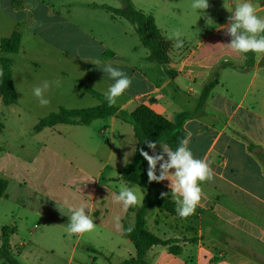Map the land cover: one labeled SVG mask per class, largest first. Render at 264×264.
<instances>
[{
    "label": "crops",
    "instance_id": "0c3cea01",
    "mask_svg": "<svg viewBox=\"0 0 264 264\" xmlns=\"http://www.w3.org/2000/svg\"><path fill=\"white\" fill-rule=\"evenodd\" d=\"M7 1L14 11L11 0ZM25 2L23 0L15 11H27ZM261 8L264 7L257 8L256 12ZM217 33L219 36L208 43H200L190 50L180 51L172 46L170 62L166 66L171 75L161 64L167 76L163 74L156 84L154 71L148 68L149 73L139 78L144 89L126 94L124 100L115 105L130 112L139 104H145L172 123H178L181 116L189 115L183 123L186 133H192L188 147L197 159L207 156L216 173L214 180L200 185L205 198L197 206L195 214L181 218L156 207L148 210V230L169 241L168 246L150 248L147 253L149 264H264V136L256 132L258 127L264 132V117L251 110L254 107L245 108L242 100L224 113L227 105L219 103V96L213 94L221 82L216 75L221 69L239 72L252 69L248 83L252 84L260 74L264 55L256 58V53L254 64L248 67L245 65V53L235 52L226 45L231 37L220 27ZM103 53H107L110 59L116 57L113 52ZM129 78L134 80L136 77L130 75ZM212 81L216 84L203 105L197 108L203 88ZM197 90L199 101L189 110L185 104ZM241 111L247 119H254L255 128L247 125V120L242 121L239 117ZM223 114H226L225 118L221 117ZM105 120L107 122L100 125V132L108 128L110 135L101 148L84 150L79 137L75 136L77 131L71 129V126L88 127L92 123L86 126L58 124L38 132L33 130L35 135L43 136L46 141L31 140L22 144L19 151L5 154L10 160L11 171L19 172L16 177H12L7 169L6 156L2 157L0 177L5 173L10 181L5 196L0 198V244L5 235L9 236L10 245L18 243L22 247L24 243L17 239L20 224L36 244L54 240L51 236L58 229L61 232L58 238H68V242L74 244L67 259L70 264L75 244L82 234L69 236L65 227L69 209L83 205L96 223L92 235L106 234L109 237L113 245L109 250L111 259L115 252H119L121 261L134 256L135 250L133 253L129 246L131 242L122 232L128 209L114 203L113 196L119 193L121 184L135 187L120 180L119 172L133 159L137 141L131 125L114 116ZM59 127H63L62 130ZM71 132L75 140L67 138ZM55 137L63 138L55 141ZM250 145L254 147L250 148ZM160 151V145H157L156 152ZM149 154H152L151 149ZM159 183L168 188L170 181ZM137 191L142 203L146 192ZM2 205L5 208H1ZM116 216L120 217L121 229L116 227ZM8 220H12L9 226L5 225ZM128 222L133 224V215ZM13 247L21 254L19 248ZM172 247H176L174 252L170 251ZM125 254L128 257H123ZM118 263L108 260V264Z\"/></svg>",
    "mask_w": 264,
    "mask_h": 264
},
{
    "label": "rangeland",
    "instance_id": "374dc122",
    "mask_svg": "<svg viewBox=\"0 0 264 264\" xmlns=\"http://www.w3.org/2000/svg\"><path fill=\"white\" fill-rule=\"evenodd\" d=\"M131 2L136 10L154 18L157 28L167 39L174 31H180L183 47L179 49L183 51L195 48L200 43H208L212 38L219 36L218 28L233 15L230 11H234L236 5L245 0H209L210 6L204 12L191 8L193 0H131ZM250 2L256 9L264 7V0ZM102 6L126 9L121 0H26L27 11L21 13L15 11L13 6L15 12L11 11L7 0H0V39L8 37L14 30L21 34L19 51L8 54L12 61L17 103L6 106L0 99L1 164L4 162L2 157L6 156L5 160L8 158L6 153L19 151L22 144H28L31 140L34 142L38 140L40 143L46 141L43 136L33 133L39 119L59 107L69 109L95 107L98 101L81 86H87L105 95L114 81L108 74L103 73L101 70L103 65L110 63L128 77L130 75L136 77L132 80L130 88L117 98L114 105H119L126 94L144 89V84L139 78L149 73L148 68L153 69L155 74L153 80L156 84H159L163 74L167 76L162 71L161 64L148 60L149 51L141 44L133 25L124 19L112 17L102 9ZM257 15L264 18V8L259 9ZM171 41L175 48V40ZM104 51L113 52L116 57L110 59L103 53ZM262 55L264 54H257L256 58H261ZM96 60L101 62L99 66L93 63ZM252 71L251 69L239 72L225 68L217 72L216 75L221 82L213 94L219 96L217 98L219 103L227 105L224 113L242 100L245 108L254 107L251 110L259 117H264L262 76L264 63L260 65V74L256 80L249 85ZM45 80L49 82L59 80L60 86L51 85L45 93V98L50 103L41 106L32 90ZM198 99L197 90L187 99L186 108L193 109ZM221 117L225 118L226 114ZM239 117L242 121L247 120V125L256 127L254 119H247L243 111ZM105 122H107L105 119H99L88 127L71 126L72 130L77 131L75 136L79 137L78 141L84 145V150L88 151L89 148L92 151L94 148H101V144L105 143V139L110 135L108 128L105 132H100V125ZM59 128L62 130L63 127ZM258 130H256L258 135L264 136L259 127ZM56 135L58 136V133ZM62 138L55 137L54 140ZM67 138L76 139L72 132ZM5 163L12 177L19 175V172L11 171L10 160ZM1 178L6 179L9 184L10 177L7 174L1 173ZM135 188L143 190L138 186ZM1 208L5 206L2 205ZM8 221L10 224L5 222V225L9 226L12 220ZM18 227L17 239L24 243L23 248L18 243L10 245L7 236V244H3V241L0 244V264H68L67 259L74 244L68 242V238L65 240L58 238L60 230H54L51 236L54 240L36 244L21 224ZM108 238L106 234L97 236L92 235V232L82 234L75 244L74 258L70 264H108V260L113 263L120 262L119 252H115L111 259L109 250L113 245ZM13 245L19 248L21 254L17 253ZM38 245L43 248H39ZM129 246L134 253L133 245L129 243ZM123 257L128 256L125 254Z\"/></svg>",
    "mask_w": 264,
    "mask_h": 264
},
{
    "label": "trees",
    "instance_id": "16d2710c",
    "mask_svg": "<svg viewBox=\"0 0 264 264\" xmlns=\"http://www.w3.org/2000/svg\"><path fill=\"white\" fill-rule=\"evenodd\" d=\"M121 1L126 5V9H114L107 6H102V9L110 13L112 17L124 19L133 25L141 44L149 51L148 60L162 64L166 73L171 75V71L166 66L170 62L169 54L172 49V42L164 37L151 15L136 10L131 0ZM22 2L23 0H11V4L15 8H20ZM20 42L21 34L17 30H14L10 36L0 39V65L3 70V76L0 77V98L6 106L17 103L12 76V61L8 58V54L17 53L20 49ZM255 55L256 53L253 52L245 53L246 66L251 67L254 64ZM215 84L216 82L212 81L205 85L200 94V102L197 108L203 105ZM81 87L98 101L95 107L83 109L59 107L56 111L39 119L33 130L38 132L58 124L86 126L95 120L107 119L112 116L132 126L137 141L135 153L131 162L120 170V180L138 186L146 193L140 205L128 208V214L123 221V236L132 243L135 254L118 264H149L147 253L150 248L156 245L168 246L169 241L160 239L148 230L146 223L148 210L151 207H156L170 215H176L177 212L171 191L159 182L150 183L148 181L147 161L139 150L143 148L144 151L149 152L150 149L145 144V141L151 140L157 142V145H160V143L167 144L175 151L181 139L187 134L183 128V123L189 115H183L178 123H172L145 104H139L129 112L115 105L109 106L105 95L87 86L82 85ZM249 147L254 146L250 145ZM7 187L8 181L0 177V198L5 196ZM161 193H168L169 195L161 197ZM130 215H133V224L128 222ZM130 225L133 226V231L128 233L126 229ZM6 229L9 228L6 227ZM6 237L5 235L2 236L3 244H7ZM174 249L176 247L170 248V251L174 252Z\"/></svg>",
    "mask_w": 264,
    "mask_h": 264
},
{
    "label": "clouds",
    "instance_id": "9594fccd",
    "mask_svg": "<svg viewBox=\"0 0 264 264\" xmlns=\"http://www.w3.org/2000/svg\"><path fill=\"white\" fill-rule=\"evenodd\" d=\"M209 6V0H193L191 4V8L201 12L207 10ZM230 12L233 15L228 17V23L220 26L231 37L230 43L226 45L231 50L239 53L253 52L264 54V18L257 15L256 8L250 0H245V2L236 5L234 11ZM168 39L175 40V48L183 47L180 31H174L168 36ZM93 63L99 66L101 62L96 60ZM101 70L114 81L105 92V98L109 106H112L116 103L117 98L130 88L132 80L123 71L113 67L110 63L103 65ZM2 76L3 70L0 69V77ZM52 84L59 87L60 81L49 82L45 80L42 84L33 88V95L38 99L41 106H47L50 103L45 98V93ZM191 136L192 133L188 132L181 139L175 151L167 144L160 143L161 151L157 153V142L151 140L145 141L147 147L152 150L151 155L149 152L144 151L143 148L139 150L148 164V181L150 183L170 181L168 188L175 201L176 212L181 218H187L195 214L197 206L205 198V193L200 185L203 182L214 180L216 176L215 171L211 167V161L208 160L207 156L202 159H197L193 156L188 147ZM165 157L167 158L165 159ZM157 165H159V175H157ZM168 195V193H161V197ZM113 201L121 204L127 210L129 207L141 204V196L135 187L121 184L119 193L113 196ZM59 210L61 211L60 208ZM69 212L68 223L65 227V231L69 236L89 233L95 230L96 223L91 215L86 212L85 206L70 208ZM61 213L64 214L62 211ZM115 221L116 227L121 229L120 217L116 216ZM126 231L131 233L133 226L130 225Z\"/></svg>",
    "mask_w": 264,
    "mask_h": 264
}]
</instances>
